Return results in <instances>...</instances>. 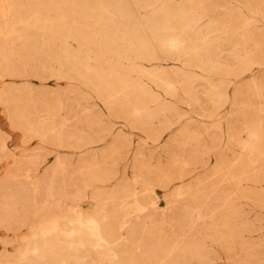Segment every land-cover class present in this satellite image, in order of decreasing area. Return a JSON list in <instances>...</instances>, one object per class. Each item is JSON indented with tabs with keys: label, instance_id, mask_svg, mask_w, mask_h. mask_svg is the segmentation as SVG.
I'll list each match as a JSON object with an SVG mask.
<instances>
[{
	"label": "rangeland",
	"instance_id": "rangeland-1",
	"mask_svg": "<svg viewBox=\"0 0 264 264\" xmlns=\"http://www.w3.org/2000/svg\"><path fill=\"white\" fill-rule=\"evenodd\" d=\"M0 264H264V0H0Z\"/></svg>",
	"mask_w": 264,
	"mask_h": 264
},
{
	"label": "bare ground",
	"instance_id": "bare-ground-1",
	"mask_svg": "<svg viewBox=\"0 0 264 264\" xmlns=\"http://www.w3.org/2000/svg\"><path fill=\"white\" fill-rule=\"evenodd\" d=\"M174 40V39H173ZM176 41V40H175ZM170 44V43H169Z\"/></svg>",
	"mask_w": 264,
	"mask_h": 264
}]
</instances>
